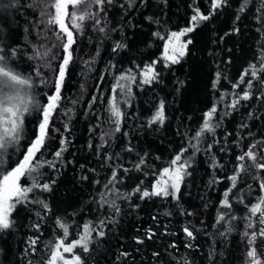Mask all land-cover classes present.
Segmentation results:
<instances>
[{
  "label": "trees",
  "instance_id": "obj_1",
  "mask_svg": "<svg viewBox=\"0 0 264 264\" xmlns=\"http://www.w3.org/2000/svg\"><path fill=\"white\" fill-rule=\"evenodd\" d=\"M130 2H105L103 11L93 5L90 11L98 13L101 25L94 26V19H87L82 31L72 29L73 59L61 87L52 130L38 154L41 162L51 163L42 164L35 180L48 183L50 190L36 187L28 193V202L16 205L10 215L13 227L0 230V264H43L50 245L63 236L58 218L68 225L66 243L79 238L85 223L94 229L89 251L74 249L84 264H249L244 233L261 227L257 217L252 218V229L246 224L250 205L264 194L259 188L264 170L251 167L240 175L229 192L230 208L222 206L221 200L231 187L229 177L237 156L253 144L258 159L264 154V84L253 80L252 97L241 100L234 109L229 107L251 79L249 71L241 82V74L250 64L259 68L264 63L260 58L264 0H248L244 11L240 9L245 0H226L209 20L182 37L192 42L175 64L161 59L165 40L171 32L191 25L194 8L204 15L212 11L211 0H134L129 6ZM42 10V0H0V47L16 72L31 77V94L45 104V94L55 91L66 37L59 26L47 25ZM84 10L83 6L78 9ZM65 22L71 29V22ZM101 26L104 32L99 31ZM117 42L125 47L114 51ZM12 49L17 50L15 57ZM153 61H157L158 78L144 84L139 73ZM122 75L136 78L120 80L124 89L113 91ZM260 76L264 78V73ZM112 98L123 114L118 132L109 110ZM161 101L165 120L149 124ZM213 105L217 112L212 122L219 127L214 133H204L200 151L193 155L191 145L196 141L192 137ZM41 111L25 114L19 150L8 149L5 167L9 170L34 138ZM61 139L67 143L57 158ZM182 148H187L184 154L190 166L178 199H142V191H151L160 171ZM141 159L144 162L137 169ZM114 169L117 178L109 184ZM257 176L260 179H254ZM33 182L32 176L21 178L24 186ZM138 187L140 191H134ZM35 201H44L48 209ZM218 213L225 215L220 223ZM185 227L194 238L186 235ZM229 227L230 232L226 231ZM101 230L105 233L102 238L96 235ZM30 239H37V244L30 245ZM254 246L264 259V238L257 237Z\"/></svg>",
  "mask_w": 264,
  "mask_h": 264
},
{
  "label": "snow or ice",
  "instance_id": "obj_2",
  "mask_svg": "<svg viewBox=\"0 0 264 264\" xmlns=\"http://www.w3.org/2000/svg\"><path fill=\"white\" fill-rule=\"evenodd\" d=\"M111 3L112 0H51V3L44 2L43 10L40 12L41 17L47 16V25H57L59 26V32L66 37V42L62 43L64 56L63 60L59 65V71L54 79L55 91L51 95L47 93V103L41 104L40 101L31 94V89L33 87L31 77L25 78L20 73L16 72L9 64V59L4 55V49L0 47V230H7L13 227V221L10 219V215L15 209L16 205L28 202V193L32 192L34 188L40 187L45 191L50 190V185L48 183L40 184L35 177L39 175V168L42 167L43 163L51 162H41L38 159V154H41L46 146V141L49 138V133L52 130L51 121L53 119L55 111L59 108V103L61 101V87L64 82L65 74L68 69V65L73 59L72 47L75 44V39L72 29L77 32L82 31V22L87 19H94V26L101 25V19L97 18L98 13L90 11L93 5H96L100 11H103V4ZM134 2V0H131ZM131 2L129 6H131ZM226 0H211V9L207 15H204L200 9L194 8V15L191 17V25L179 32H171L164 44L163 59L166 62H171L172 64L178 63L179 58L185 55V49L188 44L192 41L187 40L182 42L181 37L185 36L186 33H191L202 21H207L213 15V12L222 7ZM248 0L241 5L240 11H244L247 6ZM83 6L85 10L83 12L78 11V9ZM71 7V11L69 8ZM51 10V11H50ZM239 18V16L237 17ZM69 20L71 22V29L65 22ZM100 32L105 31V27H99ZM158 35V34H157ZM57 38L60 35L57 34ZM125 47V45L117 42L114 51L116 49ZM17 53L16 49L11 50V56L15 57ZM48 53L45 52L44 56ZM36 56H40L39 51L36 52ZM261 60H264V50L261 52ZM157 61H153L150 64L144 66L140 71L139 75L143 78L142 82L144 84H149L158 78V73L155 70V65ZM251 75V79L247 80L248 87L243 91V93L236 99H233L230 108H236L241 100H249L252 97V92L250 89L253 86V80H259L261 84H264V78L260 76V73H264V63H261L259 68L255 64H250L249 69H246L244 73L241 74L240 81L243 82L246 75ZM39 75V72H37ZM219 75V74H218ZM136 77L131 75H122L117 77V84L114 86L113 91L117 88L123 90L124 85L120 84L122 79H135ZM41 83H47V81L41 80ZM215 87V83L213 85ZM239 86L233 84V88ZM223 98V97H222ZM95 100V97L93 98ZM264 99V97H262ZM111 115L115 118V131H120L122 112L116 105L114 98L109 100ZM42 110L41 116L38 123L37 131L34 134V138L28 144L26 151L23 152L22 158L15 162V166L11 167L10 170L5 167L8 163L6 156L8 155L9 147H14L19 150L20 141L24 138V117L25 114H30L33 110ZM217 112V107H213L205 112L204 120L199 128L195 132L194 139L195 144L191 147L195 152L200 151L198 145L200 144L204 133L215 132V129L219 127L218 124H213V116ZM227 114V113H226ZM165 120L164 115V102L161 101L156 112L149 120V124L159 122L163 123ZM67 125H65V130L67 131ZM58 131V129L56 130ZM103 140V136L101 137ZM61 148L55 153L57 158L62 156L65 151L66 140L61 139ZM103 146V145H101ZM211 149L212 145L208 146ZM257 145H249L248 150L243 152V154L237 156V165L233 175L229 177L231 181V187L225 191L224 199L221 200V205L224 207H231L229 203V192L232 188H235L238 179L242 173L249 171L251 167L258 170H264V154L258 159L256 149ZM129 151L131 149L129 148ZM187 151V148H182L181 151L172 159L169 167H165L160 171V178L157 179L151 187V191L145 189L142 191L141 198L151 197V196H171L173 199H178L177 193L180 192L181 182L184 180L185 176L188 175L187 168L190 166L189 161L180 163L183 154ZM110 159V158H109ZM245 161H251L248 165ZM143 159L140 163L136 165L139 169L143 164ZM213 165H216L215 158H213ZM127 171V169H125ZM25 176H32L34 182L31 186H24L21 183V178ZM117 178L116 170L112 171V179L109 184ZM254 179H260L259 176L254 177ZM107 187V185L105 186ZM261 193H264V180H261L259 185ZM134 191H140L138 187ZM242 202V201H241ZM35 203L42 204L45 209H48V204L44 201H35ZM106 203V201H105ZM115 207V205H112ZM115 211L118 213L119 208L115 207ZM249 216L247 217L248 223L246 224L247 229H252L254 227L253 217L258 218V223L261 225L259 231L248 232L245 231L244 236L248 240V251L247 258L249 264H264V259H262V254L258 252V249L254 246L256 244L257 237L264 238V194H262L256 203L250 205ZM39 215V213H37ZM225 219L223 213H218L217 223H220ZM231 219H236V217H231ZM103 221L100 222L103 226ZM57 225L59 228L63 229V236L57 237L55 242L50 245V253L48 259L43 261V264H84L80 255L74 252V249L80 247L84 252L89 251V245L92 242V228L90 223H85L83 225V232L80 234L79 238L72 240L70 243L65 242V238L68 236V225L62 222L59 218L57 219ZM35 227L39 228V224ZM226 231H232L229 227ZM184 232L190 238L193 237V232L189 230L188 227L184 228ZM224 233H221L223 235ZM98 237H103L105 235L104 231H98L96 233ZM37 239H30V245H36ZM32 251L35 252L36 249L33 247ZM65 253L71 254L70 257L65 256ZM126 255V254H125ZM155 255V254H154ZM187 264V261H185Z\"/></svg>",
  "mask_w": 264,
  "mask_h": 264
},
{
  "label": "rangeland",
  "instance_id": "obj_3",
  "mask_svg": "<svg viewBox=\"0 0 264 264\" xmlns=\"http://www.w3.org/2000/svg\"><path fill=\"white\" fill-rule=\"evenodd\" d=\"M180 31V30H179ZM179 31H174V32H179ZM180 40L182 41V42H184L185 40H183V38L181 37L180 38ZM166 41V40H165ZM164 44H165V42H164ZM163 52H164V45H163V49H162V52H161V59L163 60V61H165L164 59H163ZM204 120V119H203ZM185 161H189V158H188V155H186V154H183V156H182V159H181V161H180V163H184ZM189 163H190V161H189ZM167 167H169V166H167ZM160 178V175L158 176V178L157 179H159ZM156 179V180H157ZM155 180V181H156ZM67 253H65V256H68V257H70L71 255H66Z\"/></svg>",
  "mask_w": 264,
  "mask_h": 264
}]
</instances>
